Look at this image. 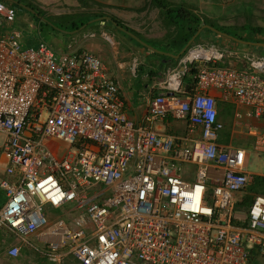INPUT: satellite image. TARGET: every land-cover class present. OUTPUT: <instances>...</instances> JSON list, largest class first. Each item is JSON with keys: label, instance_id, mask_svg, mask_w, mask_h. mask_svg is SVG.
I'll return each mask as SVG.
<instances>
[{"label": "built area", "instance_id": "obj_1", "mask_svg": "<svg viewBox=\"0 0 264 264\" xmlns=\"http://www.w3.org/2000/svg\"><path fill=\"white\" fill-rule=\"evenodd\" d=\"M9 3L0 0V230L50 264H264V196L242 206L248 153L220 144L218 117L219 101L234 104L237 126L264 119V56L195 41L155 78L135 124L99 57L71 44L23 50ZM139 67L134 57L133 76ZM167 120L183 132L154 127ZM247 133L264 158V134Z\"/></svg>", "mask_w": 264, "mask_h": 264}, {"label": "crops", "instance_id": "obj_2", "mask_svg": "<svg viewBox=\"0 0 264 264\" xmlns=\"http://www.w3.org/2000/svg\"><path fill=\"white\" fill-rule=\"evenodd\" d=\"M35 1L42 4L45 10H47V7H50L48 5L57 3L56 6H59L62 3L66 5V3L69 4L68 2H73V4H69L72 9H67V13L58 10L50 15L55 21H64L58 22L60 24H66L65 20L71 19L68 20L69 27L73 23L78 24L81 21L90 19L82 30L79 29L69 35L64 34L65 36H69V38L59 54L66 52L67 47L71 44L73 49L87 50L99 57L104 62L108 75L118 84L121 97L125 102L127 116L135 124L144 123L148 99L151 94V86L155 78L164 75V73L176 66L178 59L172 58L170 55H178L185 47L180 48L185 39L184 34L178 33V29L170 23L168 17L164 14L163 8L156 5L158 2L167 3L169 7L175 9H187L200 19L201 22H203V17L211 20L213 23H222L225 19L227 20L225 22L226 29L240 31L247 26L251 28H264V0H227V2L224 0H157L156 4L152 0ZM78 1H82L83 3L80 4ZM13 4L15 5V3ZM47 16L49 17V15ZM96 16L98 17L95 18ZM177 21H180V18ZM113 22L148 46L156 45L166 55L152 52L149 47H144L129 35L121 32ZM31 27L33 28V26ZM205 34H208V32ZM253 36L249 32L241 37L253 39ZM219 39L224 48L239 51L241 47L242 49H247L244 51L258 53L256 48L259 47L243 45L225 37ZM261 49L264 50V48ZM258 54L264 56L263 51ZM136 56L140 57V67L137 75L133 76L130 72V64L133 57ZM213 95L218 97L220 94L213 92ZM218 109L219 121L224 125V130L219 139L220 144L232 145L247 151V170L252 176V183L248 194L252 190L256 193L254 194L255 196H264V158L263 155H256L252 151L255 138L247 133L248 128L253 127L261 134H264V119L258 120L244 117L242 122H240L241 126H237L234 119L237 109L234 104H224L218 101ZM244 110L241 109L240 111L244 112ZM154 127L160 131L180 134L185 128V123L167 120L155 124ZM3 141L4 137L0 136V147ZM250 165H253L254 169L250 170ZM7 166L8 159L2 153L0 154V180L6 178ZM238 198L241 199L240 196ZM244 199L242 206L247 207V202ZM6 200L5 192L0 189V209ZM249 200H252V198L247 197V201ZM13 245L20 244L7 231L0 230V264H50L38 253L22 245H20L18 257H9L7 250ZM67 264L77 263L69 260Z\"/></svg>", "mask_w": 264, "mask_h": 264}, {"label": "rangeland", "instance_id": "obj_3", "mask_svg": "<svg viewBox=\"0 0 264 264\" xmlns=\"http://www.w3.org/2000/svg\"><path fill=\"white\" fill-rule=\"evenodd\" d=\"M8 1L16 2L15 5L13 6L14 10L16 11V21H15L13 26L22 33V40H21L22 45L21 46H22L23 50L29 49V48H35L40 44V42H45L49 46H51L56 53L59 54V52L62 51V49L65 47V42L69 38V36H65V35H69V34L75 33V31H77V30H72V28L69 27L68 20H71V19L65 20V23L67 24L66 25V24L58 23V22H64V21H61V20L55 21L50 16L53 12H56L58 10L67 13V9H72V7L69 6V4L71 5V4H73V2H68L69 4L66 3V5H64L62 3V5H59V6H56L57 3H55L52 5H48L50 7L49 8L47 7V10H45V8H43L42 4H40L39 2H37L35 0H26L25 2H27V4L33 6L35 8V11L38 12L37 14L40 15V18H37L35 15H32L31 13H29L27 10L24 9L23 6H26L24 1H22V0H20V1L19 0H8ZM224 1L227 2V0H224ZM78 2L80 4L83 3L82 1H78ZM59 4H61V3H59ZM46 13H47V15H49V17L46 15ZM202 20L205 22L207 21L209 23L215 24L214 27H216L217 29L219 28L221 30H224L223 32L221 31L222 33L227 34L230 37H234L237 39H238V37L245 36L246 34H248L251 31L250 26H247L240 31L239 30L236 31L235 29H226L227 26H226L225 22H227V20H225V19L222 21V23H213L211 20H209L205 17H203ZM39 25H41V27H39ZM31 26H33V28ZM82 28L83 27H81L80 29H82ZM216 28H214V29H216ZM212 34H215V33L212 32ZM120 35H122V34H120ZM202 41H210V42L217 44L220 47L224 46L220 42L221 41L220 39L214 38L209 33L202 35L198 39V41H196V42H202ZM148 47L150 48V50L152 52H154L156 54L165 53L164 51H161L156 45H149ZM240 50L244 51L247 49H244V48L242 49L240 47L239 51ZM139 61H140V59H139ZM0 136H3V135L0 134ZM4 139H5V137H4ZM0 154H2L1 150H0ZM249 168H250V170L254 169L253 165H250ZM254 194H256V193H254V191L250 190L247 197L253 198L255 196ZM237 209H239V208L237 207L236 210ZM240 210H242V209H240ZM57 214H61V213L59 212ZM256 264H259V263H256Z\"/></svg>", "mask_w": 264, "mask_h": 264}, {"label": "trees", "instance_id": "obj_4", "mask_svg": "<svg viewBox=\"0 0 264 264\" xmlns=\"http://www.w3.org/2000/svg\"><path fill=\"white\" fill-rule=\"evenodd\" d=\"M152 2L156 4L157 0H152ZM9 5L12 7L14 6L13 3H9ZM25 5H27L28 7L35 10V8L33 6L27 4V2H25ZM156 5L163 8V10L165 12L164 14L168 17L170 23L175 25V27L178 29V33H180L181 35L184 34L185 39L182 42L183 45L180 47L181 49L187 45V43L192 39V37L197 33V31L201 27H203L205 25H209L213 28H216V27H214V25L212 23H209L207 21L201 22L200 19L195 17L187 9H184V8L175 9L173 7H169V5L167 3H164V2H158ZM97 17L98 16H96L95 18H97ZM179 18H180V21H177V19H179ZM89 20L81 21L78 24L73 23L70 25V28H72V30H79L81 27L87 25ZM218 31L223 32L224 30L219 29ZM207 32L210 33L214 38H218V39L221 38L219 35L212 34V32L209 30H204L203 33L200 34V36L195 41H198V39ZM250 32L252 33V36L254 35L253 39H250L249 37L248 38L238 37V39L243 41V42H254V43L264 44V28H251ZM256 49H257L258 53H261V51H264L261 48H256ZM244 200L247 202V205L251 204V202H252V200L247 201V197Z\"/></svg>", "mask_w": 264, "mask_h": 264}, {"label": "water", "instance_id": "obj_5", "mask_svg": "<svg viewBox=\"0 0 264 264\" xmlns=\"http://www.w3.org/2000/svg\"><path fill=\"white\" fill-rule=\"evenodd\" d=\"M4 1H8V0H4ZM10 3H16V2H12V1H8ZM25 10H27L29 13H31L32 15H35L37 18H40V16H38V14L36 13V11L30 7H27V6H23ZM98 21V20H97ZM113 24L123 33L129 35L130 37H132L133 39H135L138 43H140L141 45H143L144 47H147L148 48V45L145 44L144 42L140 41L136 36L132 35L130 32L124 30L122 27L118 26L116 23L113 22ZM84 28V26H83ZM82 30V29H81ZM204 30H209L221 37H225V38H229L235 42H238L240 44H243V45H247V46H252V47H259V48H264V44L262 43H248V42H243L241 40H238L234 37H230L229 35L227 34H224L216 29H214L213 27L209 26V25H205L203 27H201L197 33L192 37V39L187 43V45L183 48V50L176 56L174 55H170L172 58H175V59H179L181 55H183L185 53V51L187 50V48L193 44L195 42V40L200 36V34L204 31ZM161 54H164L166 55L165 53H161Z\"/></svg>", "mask_w": 264, "mask_h": 264}]
</instances>
